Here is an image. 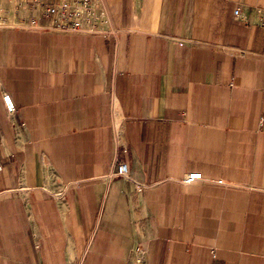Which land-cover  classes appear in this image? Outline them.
<instances>
[{"label":"crops","instance_id":"obj_1","mask_svg":"<svg viewBox=\"0 0 264 264\" xmlns=\"http://www.w3.org/2000/svg\"><path fill=\"white\" fill-rule=\"evenodd\" d=\"M103 3L0 28V264H264V0Z\"/></svg>","mask_w":264,"mask_h":264},{"label":"built area","instance_id":"obj_2","mask_svg":"<svg viewBox=\"0 0 264 264\" xmlns=\"http://www.w3.org/2000/svg\"><path fill=\"white\" fill-rule=\"evenodd\" d=\"M239 13L240 7H237L233 14L237 17ZM48 27L65 33L103 37L115 34L103 0H0V28L46 31ZM225 51L232 57L245 54L244 50L237 48H226ZM1 101L6 114L13 116L16 107L10 95L2 93ZM114 174L125 176L127 165L119 162ZM201 179V173L190 172L184 176L183 182L192 184ZM131 252L136 263L144 264L143 249L134 247Z\"/></svg>","mask_w":264,"mask_h":264},{"label":"rangeland","instance_id":"obj_3","mask_svg":"<svg viewBox=\"0 0 264 264\" xmlns=\"http://www.w3.org/2000/svg\"><path fill=\"white\" fill-rule=\"evenodd\" d=\"M237 49L244 50V49H241V48H237ZM244 51H245V50H244Z\"/></svg>","mask_w":264,"mask_h":264}]
</instances>
